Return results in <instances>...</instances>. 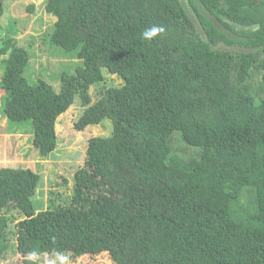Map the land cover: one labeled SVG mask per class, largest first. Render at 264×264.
I'll list each match as a JSON object with an SVG mask.
<instances>
[{
    "label": "trees",
    "instance_id": "1",
    "mask_svg": "<svg viewBox=\"0 0 264 264\" xmlns=\"http://www.w3.org/2000/svg\"><path fill=\"white\" fill-rule=\"evenodd\" d=\"M44 7L56 21L41 44L74 63L58 75L59 90L33 77L19 20L0 23V122L11 137L29 136L0 151V263L10 253L23 264L107 253L115 264H264V99L247 88L264 81V0ZM153 26L163 32L145 41ZM104 71L122 83L107 85ZM76 99V131L109 120L112 132L92 137L83 166L65 178L52 156ZM49 169L59 171L55 185L41 173ZM46 186L54 190L40 210Z\"/></svg>",
    "mask_w": 264,
    "mask_h": 264
},
{
    "label": "rangeland",
    "instance_id": "2",
    "mask_svg": "<svg viewBox=\"0 0 264 264\" xmlns=\"http://www.w3.org/2000/svg\"><path fill=\"white\" fill-rule=\"evenodd\" d=\"M31 6H34V11L29 10ZM5 8L6 13L0 19V23L3 26L9 25V20L11 18L19 20V38L25 41L27 47L26 49L30 52V63H31V71L34 73L33 77L37 75L41 76L50 82L56 90H59L60 87V79L58 75L62 72H73L74 63L70 64L68 58H64L65 54H62L61 50L57 47L51 46L48 43L45 45L41 44L39 40V35L43 32V30L50 24V21L55 22L56 18L51 17L44 7V0H24V1H13V0H6L5 1ZM33 39H31V37ZM50 52V53H49ZM61 52V53H60ZM53 55H52V54ZM56 56V57H55ZM47 69L48 71H45ZM4 66L0 65V82L3 76ZM106 76V84L109 86H114L117 84H121L122 81L120 78L114 76L112 78L107 72L104 71ZM259 76H262L259 73ZM27 76V75H26ZM110 78V81L108 79ZM113 81V82H112ZM1 87V85H0ZM249 87L250 93L255 96L256 99L261 100L264 99V81H258L256 77L254 81L247 85ZM1 89V88H0ZM98 85H94L90 90V95L92 97L93 103L98 100ZM3 90V89H1ZM0 90V95L3 91ZM1 105V104H0ZM84 108L81 106L80 101L76 99V103L70 108L68 113L63 115L60 120L59 124L57 125V134L59 135V149L58 153H55L52 158L58 159L57 163L63 166L65 169H62L61 173L62 176L68 178L69 171L74 169L76 170L78 167L83 166L86 152L88 147V141L94 136H109L112 132V124L109 120L103 121L100 125L97 126H90L86 128L82 132H78L75 130V123L78 121L79 117L83 113ZM6 122L2 120L0 122V151L6 154H10L12 147L14 146L13 143L19 140V137H11L10 135L6 134L4 131V126ZM25 124L16 125L15 128L23 129ZM12 128V127H10ZM26 133V130H23ZM5 132V133H4ZM23 139L25 138V144L29 139L28 135L22 136ZM21 137V139H22ZM19 143V142H18ZM17 143V144H18ZM21 148L22 145H19ZM22 149L20 152L17 153V157H23L25 151ZM17 151V150H16ZM15 151V152H16ZM183 154H186L187 151L184 149L182 150ZM34 158V157H32ZM3 160L6 163V160L2 158L0 155V164H2ZM16 161H18L16 159ZM42 170V168H41ZM48 175H45V171H41L43 176L47 179V176L50 178L49 185H55V181H60L61 179H55L54 176L59 174L58 170L49 169ZM49 173L52 174L50 177ZM47 184V181L44 182ZM63 182H60V187L58 188L60 193L66 191V187L63 185ZM48 186L43 188V194L36 196L35 201L39 204V209H46L47 199L49 196L50 191L54 190L53 186H50L52 190L47 189ZM42 187L39 189V191ZM23 257L21 255H16L14 253H10L7 257V260L1 262L0 264H23ZM70 264H115L109 254L103 253L93 257H83L76 261H72Z\"/></svg>",
    "mask_w": 264,
    "mask_h": 264
},
{
    "label": "clouds",
    "instance_id": "3",
    "mask_svg": "<svg viewBox=\"0 0 264 264\" xmlns=\"http://www.w3.org/2000/svg\"><path fill=\"white\" fill-rule=\"evenodd\" d=\"M163 29L159 28V27H151V28H147L142 32V38L145 41H152L155 37H157L158 34L162 33ZM66 259V258H65Z\"/></svg>",
    "mask_w": 264,
    "mask_h": 264
},
{
    "label": "crops",
    "instance_id": "4",
    "mask_svg": "<svg viewBox=\"0 0 264 264\" xmlns=\"http://www.w3.org/2000/svg\"><path fill=\"white\" fill-rule=\"evenodd\" d=\"M5 133V132H4ZM9 135V134H8ZM16 137H19V140H17L16 141V144L20 141V138H21V136H16ZM13 145H14V143H13Z\"/></svg>",
    "mask_w": 264,
    "mask_h": 264
}]
</instances>
